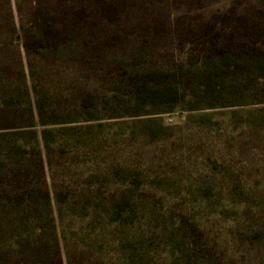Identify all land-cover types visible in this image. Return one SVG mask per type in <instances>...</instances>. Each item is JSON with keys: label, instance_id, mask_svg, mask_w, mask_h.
Listing matches in <instances>:
<instances>
[{"label": "rangeland", "instance_id": "1", "mask_svg": "<svg viewBox=\"0 0 264 264\" xmlns=\"http://www.w3.org/2000/svg\"><path fill=\"white\" fill-rule=\"evenodd\" d=\"M0 264H264V0H0Z\"/></svg>", "mask_w": 264, "mask_h": 264}]
</instances>
